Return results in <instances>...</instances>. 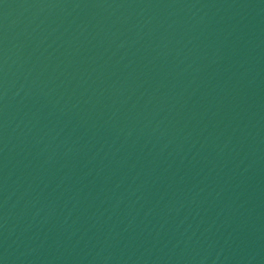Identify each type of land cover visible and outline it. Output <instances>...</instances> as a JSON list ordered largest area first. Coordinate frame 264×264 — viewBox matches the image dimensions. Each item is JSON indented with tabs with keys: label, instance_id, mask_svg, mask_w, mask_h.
I'll return each mask as SVG.
<instances>
[{
	"label": "water",
	"instance_id": "obj_1",
	"mask_svg": "<svg viewBox=\"0 0 264 264\" xmlns=\"http://www.w3.org/2000/svg\"><path fill=\"white\" fill-rule=\"evenodd\" d=\"M0 264H264V0H0Z\"/></svg>",
	"mask_w": 264,
	"mask_h": 264
}]
</instances>
